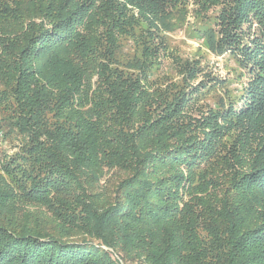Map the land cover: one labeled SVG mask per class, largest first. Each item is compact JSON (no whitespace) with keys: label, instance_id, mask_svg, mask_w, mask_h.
Listing matches in <instances>:
<instances>
[{"label":"trees","instance_id":"trees-1","mask_svg":"<svg viewBox=\"0 0 264 264\" xmlns=\"http://www.w3.org/2000/svg\"><path fill=\"white\" fill-rule=\"evenodd\" d=\"M183 1L0 0V264H264V0H197L250 72L202 110Z\"/></svg>","mask_w":264,"mask_h":264},{"label":"rangeland","instance_id":"rangeland-1","mask_svg":"<svg viewBox=\"0 0 264 264\" xmlns=\"http://www.w3.org/2000/svg\"><path fill=\"white\" fill-rule=\"evenodd\" d=\"M197 0L183 1L179 10L174 11V21L177 22L176 28L167 32L169 39V48L179 55L187 56L189 59L200 61L203 66L204 73L199 80L203 79L207 89L200 95V110L206 109L207 105L212 107L224 100V104L235 100L241 88L248 82L250 72L247 69H242L236 60L238 57L231 52L218 55L214 53L206 38L201 34V29H205V20L198 17L196 9H198ZM135 14L137 9L132 8ZM205 24V25H204ZM125 41V42H124ZM123 55H130L134 51L136 41L127 37L124 38ZM166 56H162L161 71H169L170 61L166 60ZM171 70V69H170ZM199 110V111H200ZM13 142L5 143L4 147H12Z\"/></svg>","mask_w":264,"mask_h":264}]
</instances>
